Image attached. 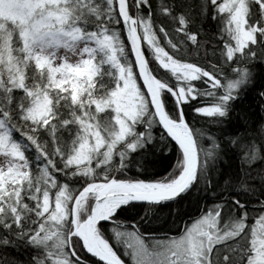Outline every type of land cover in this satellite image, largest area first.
Segmentation results:
<instances>
[{"label":"snow or ice","instance_id":"snow-or-ice-1","mask_svg":"<svg viewBox=\"0 0 264 264\" xmlns=\"http://www.w3.org/2000/svg\"><path fill=\"white\" fill-rule=\"evenodd\" d=\"M0 158V264H264V0H0Z\"/></svg>","mask_w":264,"mask_h":264},{"label":"trees","instance_id":"trees-1","mask_svg":"<svg viewBox=\"0 0 264 264\" xmlns=\"http://www.w3.org/2000/svg\"><path fill=\"white\" fill-rule=\"evenodd\" d=\"M162 43L164 42L162 41ZM166 50L168 49L166 48ZM245 103H248V102L246 101ZM154 163L156 165V171L162 174V172L164 171V166L166 164H170L171 161L163 157L162 155H158ZM197 199H198V196L195 193L192 196L188 197L187 200L184 201L183 203L184 210L190 214L195 213ZM252 203L254 204L255 201H252ZM155 215L157 218L153 219V222L148 225L149 228L159 229V231L161 232H166L168 228H171L173 230L176 228L175 224H167L165 228H159L161 224L165 223V219L168 217L167 209H161ZM0 255H6L9 258H16L20 255H24L26 257L27 253H22L20 249L12 248V249H9L7 252L0 251Z\"/></svg>","mask_w":264,"mask_h":264},{"label":"rangeland","instance_id":"rangeland-1","mask_svg":"<svg viewBox=\"0 0 264 264\" xmlns=\"http://www.w3.org/2000/svg\"><path fill=\"white\" fill-rule=\"evenodd\" d=\"M73 59H75V58L73 57ZM0 162H2V158H0Z\"/></svg>","mask_w":264,"mask_h":264}]
</instances>
